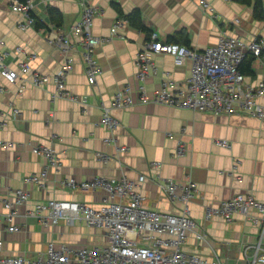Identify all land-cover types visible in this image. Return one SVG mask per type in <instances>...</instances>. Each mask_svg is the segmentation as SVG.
I'll return each instance as SVG.
<instances>
[{"label": "crops", "instance_id": "crops-1", "mask_svg": "<svg viewBox=\"0 0 264 264\" xmlns=\"http://www.w3.org/2000/svg\"><path fill=\"white\" fill-rule=\"evenodd\" d=\"M14 0H0V51L10 68H17L21 61L43 74H56L64 58L73 60V68L67 76L71 92L85 102L68 98H51L54 84L37 87L27 83L20 90V81L10 83L0 74V140L9 142L0 147V215L7 212L3 197L7 190L24 188L30 192V202L18 206L15 225L10 231L9 222L0 217V239L6 255L34 257L47 250L54 241L73 247L106 244L104 229L89 227L84 222L74 224L61 219L57 225L45 227L34 217L24 214L38 201L51 198L76 200L93 207H100L107 196L104 191L83 192L62 184L65 178L89 180L95 177L137 180L146 176L142 192L144 205L168 213H181L183 202L170 201L159 182L170 178L185 182L189 178L198 185V192L189 203L191 216L209 233V239L222 259L229 264H248L253 254L244 249L257 242L262 227L250 222L242 214L231 220L222 216L205 217L206 207H217L236 194H252L264 199V122L249 114H220L193 111L188 108L160 103H144L141 87L154 95L169 74L174 91L188 80L191 61L177 66L171 54H152L156 71L144 80L137 78V57L147 41L148 32L124 22L116 5L125 14L139 8L143 22L162 41L187 33L189 45L199 50L216 45L224 34L235 35L249 42L264 37V21L255 20L253 9L237 0H207L214 12L203 9L200 0H90L100 9L94 18L93 33L110 37L97 46L94 57L101 67L97 81L90 84L86 74L85 47L82 38L72 33V27L82 15L80 0H31L32 11L43 24L25 29L19 27L22 20L11 10ZM57 7L63 15L58 27L48 15V7ZM122 21V22H119ZM120 23L116 33L112 28ZM68 35L72 48L63 53L61 47L52 44L53 34ZM17 48H20L18 51ZM254 73L246 74L253 85L264 82V54L254 57ZM130 85L136 103L128 108H114L112 115L119 121L110 130L101 123L102 104H110L117 92ZM264 106V95L257 98ZM18 108L15 114L12 107ZM54 135L58 137H54ZM106 138H112L108 143ZM184 140L188 150L177 155V143ZM225 142L226 145L221 144ZM32 143L53 145L59 165L49 166L48 182L40 188L27 181L30 174L48 165L43 155L32 151ZM117 146L127 150L118 152ZM104 154L101 158L99 154ZM160 162L159 167L152 165ZM188 253H198L209 264L214 261L209 247L199 243L192 233L183 245Z\"/></svg>", "mask_w": 264, "mask_h": 264}, {"label": "built area", "instance_id": "built-area-1", "mask_svg": "<svg viewBox=\"0 0 264 264\" xmlns=\"http://www.w3.org/2000/svg\"><path fill=\"white\" fill-rule=\"evenodd\" d=\"M82 15L72 27V33L82 38L85 47L86 74L90 84L97 81L102 72L94 57V50L110 37H102L93 33L94 18L100 13L96 4L90 0H80ZM203 9L211 14L214 12L207 0H200ZM33 4L31 0H14L11 10L21 17L19 27L30 26L34 19L29 15ZM124 22L127 20L122 19ZM122 22V21H119ZM112 28L117 32L120 23ZM67 53L71 48L68 35L53 34L49 39ZM19 51L20 48H17ZM171 54L177 66H183L191 61V74L183 86L172 91L169 74L163 78L160 89L149 95L141 87V100L144 103H160L193 111L220 114H249L264 122V106L257 102V98L264 95V82L253 85L248 82L245 73L240 71L244 58L250 54L262 57L264 54V37H255L249 42L235 35L223 34L216 45L203 50L186 46L177 42L162 41L156 32L145 41L137 57V78L144 80L156 71L152 54ZM5 53L0 51V74L10 83L20 81V90L27 83L37 87H46L50 82L54 84L51 98H68L76 102H85L78 95L70 91L67 76L73 68V60L66 56L60 70L51 76L33 70L27 61L18 63L17 68H10L4 61ZM3 88L0 87V91ZM136 103L130 85L123 86L114 96L110 104L103 103L101 123L110 130L118 127L119 121L112 115L114 108H128ZM12 107L15 114L18 108ZM1 124L0 126L4 125ZM54 137H58L54 135ZM106 142L113 141L106 138ZM221 144L226 145L221 141ZM9 142L0 140V147L7 148ZM120 153L127 150L126 146H117ZM188 146L184 140L177 143V155H184ZM32 151L43 155L48 165L41 171L30 174L27 181L43 188L48 182L49 166H58L59 159L53 145L42 143L33 144ZM104 158V154H99ZM152 165L159 167L160 162L153 161ZM146 180L140 174L137 180L123 176L121 178L95 177L89 180H77L70 177L62 180V184L70 189L83 192L102 190L107 195L100 207H93L85 202L51 198L48 201H38L32 204L24 214L25 217L36 218L43 226H55L61 219L74 224L84 222L89 227L104 229L108 236L106 244L82 245L73 247L62 243L57 247L54 241L49 242L47 250L34 257L25 255H6L3 253L4 242L0 239V264H209L208 260L198 253H188L184 244L190 234L204 247H209L214 261L211 264H229L215 250L209 239V233L190 214L189 203L198 192V185L190 178L179 182L170 178H163L159 182L165 196L170 201L183 202L181 213H168L148 208L144 205L145 197L142 192ZM30 192L24 188L7 190L3 197V204L7 212L0 215L9 222L8 229L15 231V219L18 216V206L30 202ZM235 214H242L251 223L262 227L261 238L254 244L245 247L253 250L248 264H264V199H257L252 194H236L224 200L217 207H206L205 217L222 216L231 220Z\"/></svg>", "mask_w": 264, "mask_h": 264}, {"label": "trees", "instance_id": "trees-1", "mask_svg": "<svg viewBox=\"0 0 264 264\" xmlns=\"http://www.w3.org/2000/svg\"><path fill=\"white\" fill-rule=\"evenodd\" d=\"M237 2L244 4V5L252 6L254 19L259 20V21H264V0H237ZM115 8H117V11L119 12L121 19L127 20V22L135 28L147 31L148 36H149L147 39L150 38V35L152 34V32L144 24L142 12L139 8H135L132 12L128 14H125L122 8L119 7L118 5H116ZM47 9H48L49 18L51 19L52 23L58 27L62 26L63 15L61 11L55 6H49ZM29 15L34 19L32 24H35L36 28H40L43 26L42 22L37 19L36 15L34 14L32 10L29 11ZM177 35L179 37L173 36V37H170L167 41L189 45V38L186 32L184 33L182 31L181 34H177ZM253 60H254V56L248 54L240 65V71L242 73L252 75L254 73L253 68H252Z\"/></svg>", "mask_w": 264, "mask_h": 264}, {"label": "bare ground", "instance_id": "bare-ground-1", "mask_svg": "<svg viewBox=\"0 0 264 264\" xmlns=\"http://www.w3.org/2000/svg\"><path fill=\"white\" fill-rule=\"evenodd\" d=\"M185 45V44H184ZM187 46V45H186Z\"/></svg>", "mask_w": 264, "mask_h": 264}]
</instances>
